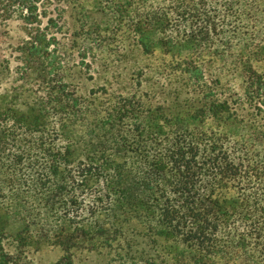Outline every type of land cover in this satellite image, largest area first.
Wrapping results in <instances>:
<instances>
[{"label":"trees","instance_id":"obj_1","mask_svg":"<svg viewBox=\"0 0 264 264\" xmlns=\"http://www.w3.org/2000/svg\"><path fill=\"white\" fill-rule=\"evenodd\" d=\"M92 1L113 7L81 9L77 38L124 24L112 35L131 40L144 56L161 47L174 61L164 71L187 78L185 98H174L176 111L167 115L138 92L142 71L136 92L116 97L104 118L94 116L57 77L59 61L49 53L55 38L43 26L48 16L41 7L66 0H0V20L14 15L30 29L21 63L26 77L44 87L25 112L0 96V136L6 139L0 170H8L0 174V201H8L6 190L15 185L25 189V201L60 211L70 231L55 230L57 245L67 254L101 243L112 248L123 227L135 223L170 264H264V25L256 17L262 0ZM24 137L32 141L19 146ZM88 189L90 206L81 197ZM14 196L15 211L0 213V264L16 263L6 240L20 251L36 244L32 231L42 240L55 232L41 224V211L16 204L21 198ZM71 231L73 238L65 236Z\"/></svg>","mask_w":264,"mask_h":264},{"label":"rangeland","instance_id":"obj_2","mask_svg":"<svg viewBox=\"0 0 264 264\" xmlns=\"http://www.w3.org/2000/svg\"><path fill=\"white\" fill-rule=\"evenodd\" d=\"M81 4L86 6H80ZM44 7L47 9L48 17L42 18L43 26H47L50 35L55 38V43L51 46L49 53L55 55L59 61L55 73L58 78L71 86L72 90L84 101L91 114L102 119L105 117L106 111L114 104L116 97L136 92L135 76L142 71L146 77L138 92L147 94L153 101V105L162 106L167 115L175 113L176 108L173 100L174 98H185L182 84L186 82L187 78L179 73L164 71V66L172 64L174 61L164 54L161 47L156 50L154 56H144L139 47L131 40H124L122 35H119L118 38L112 35L115 28L120 30L117 34H121L120 32L124 30V24L120 22L112 23L116 26L115 28L108 25L96 28L97 36L94 35L89 39L88 36L87 39L79 40L77 38L81 9L100 12V10L105 11L113 6H99L92 0H66L61 6L57 4L42 6L41 13L44 12ZM132 13L133 10L130 11V14ZM256 17L264 25V0H262V6H259ZM88 20L90 22L101 21L102 16H95L94 20ZM29 30L27 24L17 16L13 15L11 19L0 20V96L21 112L27 111V107L38 97L44 96V91H42L44 87L40 88L35 80L26 77L21 63L20 50L23 43L28 40ZM159 32L160 27L155 26L154 41L156 43ZM111 38L113 39L110 40ZM207 65V68L210 69L212 64ZM158 73H163L159 80L155 78ZM92 117L88 116V118ZM5 140L0 136V152H4L3 143ZM25 140H31V138L24 137L16 143L20 146L25 144ZM16 143L9 141V144ZM7 156H9L8 153L2 154L3 159ZM7 171V168L3 166L0 174L4 176ZM2 182L3 179H0V183ZM13 187V191L6 190L8 201L5 203L0 201L1 214L4 212L3 208H11V212L15 211L16 201L13 200L14 194H17V197L21 198V202L16 204L36 210L37 213L41 211V224L48 225L54 231L61 227L65 231H70V227L65 226L60 211L49 212L38 203L25 201L26 199H22L23 195L20 194L25 189L15 185ZM72 190L74 188L70 191ZM0 193L5 192L0 189ZM91 196V189L86 191L84 197L81 196L87 206L94 203ZM25 198L27 197L25 196ZM84 208L86 209V207ZM91 224L93 225L94 221H89L88 225ZM123 232L119 243L112 248L101 243L94 248H72L68 254L64 246L57 245L58 240L60 241L59 236H61H58L59 232L57 231L52 236L47 235L46 237L52 238L47 240H42L41 234H38L37 230L32 231V238L35 239L36 244L20 251L16 249L17 245L12 239L6 240L4 246L16 259V263L13 264H119V259L122 257L143 260L146 264H152L149 258L156 260L155 264H170V258L161 249L152 247L146 240L143 227L140 224H126L123 227ZM8 234L13 233L9 231ZM72 235L71 231L65 236L73 238L74 235Z\"/></svg>","mask_w":264,"mask_h":264}]
</instances>
